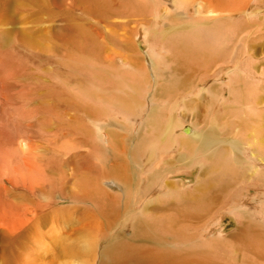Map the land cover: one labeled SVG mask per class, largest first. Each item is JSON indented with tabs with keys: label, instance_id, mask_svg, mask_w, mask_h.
I'll return each instance as SVG.
<instances>
[{
	"label": "bare ground",
	"instance_id": "bare-ground-1",
	"mask_svg": "<svg viewBox=\"0 0 264 264\" xmlns=\"http://www.w3.org/2000/svg\"><path fill=\"white\" fill-rule=\"evenodd\" d=\"M64 2L92 18L87 34L82 24L67 35L92 64L102 62L104 87L42 82L29 61L39 42L22 31V0H0V264H264V190H229L250 180L264 187V129L253 122L263 119L262 93L244 94L264 83L263 68L250 76L248 54L264 51L263 0ZM242 18H254V28ZM217 105L227 125L215 121ZM185 107L196 113L189 124L176 112ZM33 138L52 146L58 163L36 161ZM196 164L193 191L168 186L166 176ZM157 195L170 201L149 205ZM225 214L236 221L229 232Z\"/></svg>",
	"mask_w": 264,
	"mask_h": 264
},
{
	"label": "rangeland",
	"instance_id": "rangeland-1",
	"mask_svg": "<svg viewBox=\"0 0 264 264\" xmlns=\"http://www.w3.org/2000/svg\"><path fill=\"white\" fill-rule=\"evenodd\" d=\"M263 3H264V0H263ZM22 4H23V6H22V15H21V18H20L22 31H23V33L26 36L32 37V38H34L36 40V42H39V44H38V47H39V49H38V52H39L38 53V57L37 58H33L32 55L31 56L29 55L31 60H29V58H28V60L31 62V64H33V66L37 67V74L39 75L38 78L41 81L43 79L46 82L49 80L48 83H51L50 85H53V87L56 88L57 90H59V87L58 86L55 87L54 86L55 84L56 85H60L61 84L63 86L65 84L67 86L68 85L71 86L73 84L74 85L75 84H80V86H82V87H85L86 85H92V86H99V85L102 86L103 85V87H104V85H105V78H104V76L102 74L103 72L101 70L102 62L100 60H98L97 62H98L99 65L98 64L94 65V63H96V62H94L92 64V62L89 61V56L92 55L90 53V51L87 50V52H86V50H85L86 48H84V47H81L82 50H80L76 45H73V42L72 41H69L70 38H68V35H67L68 26L69 25H72V33H73V35L78 34V33L79 34H81V33L82 34L83 33H86L87 34L88 31H89V28L87 29V27H86V26H88V22L85 21V20H88L90 22L89 19H92V18L90 16H87L84 12L81 11V9H82L81 8V5L75 4L73 6V8H72V7L67 6V4H65L64 0H22ZM9 13H10V16H11V27H12V29H15L16 26H17L18 17H17V10L14 8L13 5L10 6ZM147 15H148L147 16V20L149 22V19H148L149 18V14H147ZM259 15H261V17H263L264 12H260ZM244 19H246V18H244ZM251 19H254V18H250V19L247 18L246 19L248 21L247 22L248 24H246V22H244L245 20L244 21L242 20V21H243V23H244L245 26H247L248 28H251L252 27L251 29H253L254 27L251 26L250 25V22H249ZM152 20H153V16L151 15L150 21H152ZM78 21L80 23H78ZM76 22H77V24H76ZM252 22H251V24L253 25L255 23V21L253 23ZM82 24L86 28L83 27ZM78 25H80L81 28L83 27L82 30H81L83 32L78 31V29H79L78 28L79 27ZM249 25H250V27H249ZM84 29H85V31H84ZM136 36L137 35L133 36V39L135 41V38H136V41L135 42L138 43V46H139L138 47V55L140 56V53H141V51H143L145 49V46H144L143 43H141L140 39L137 40V37ZM129 40H130V38H129ZM248 41H250L249 38H248ZM263 41H264V39H263ZM40 43H42V44H40ZM74 46H75V48H74ZM111 46H113V48L115 47V49L118 50V51H120L121 49H124L123 45H121L118 41H113L111 43ZM76 47L79 50H77ZM120 47H121V49H120ZM79 51H80V53H79ZM69 52H71V53L69 54ZM261 52L264 54V51H261ZM261 52L258 51V53L255 52V54H252L253 52L248 51V54L251 55V56H249L246 53V55L249 56V58L251 57L250 59L252 60V61L249 60V61H251V63H249V67L252 68V70L254 69L252 71V73H251V69H249V67L247 66L248 63L245 64L247 66L246 71L247 72L250 71L248 74L251 73L252 75L250 74V76H253L254 75L252 78H256L257 75L258 76L260 75L258 73L259 71L261 72V70H262L260 68H263L264 69V66H263V64H264V55ZM256 53H257L258 57H257ZM63 55L64 56L65 55L66 56H69V58L66 57V56L64 57ZM253 55L256 56V57L253 58ZM259 56L262 57L261 60H263V64H261L262 67L260 65H257L261 61L260 58H259ZM255 58H257L256 61H254ZM258 58H259V60H258ZM79 59H81V60H79ZM243 59L244 60H242V61L249 62V61H246V60H248V57H246L245 54H244ZM62 60H64L65 63H63ZM66 61H68V62H66ZM253 61H254V64H252ZM77 63H78V65H76ZM115 63H116L117 66L122 67L121 62H120V60H119L118 57L115 58ZM225 63H227V62H225ZM260 63H262V61ZM228 64H230V63L228 62ZM64 65H66V66H64ZM253 65H255L256 67L253 66ZM253 67H255L256 69L253 68ZM94 68L96 70L95 72L92 71V70H94ZM99 68H100V70H99ZM73 69H74V71H73ZM119 70L122 73H128L123 68H119ZM257 70H259V71H257ZM254 71H257V72L253 73ZM262 71L264 72V70H262ZM64 74H66V75H64ZM66 76H67V78H66ZM126 76H128V74ZM55 77L57 78V80H56ZM60 77H64V78H60ZM52 80H54V81H52ZM41 81H40V83H41ZM78 81H82V83L81 82L76 83ZM261 81H263V80H261ZM42 82H44V81H42ZM253 83H256V84H253ZM253 83H252L253 85H251V86H247V87L245 86L246 88L249 89L247 91L246 90L244 91V92H247V93H244L245 96H246V94L251 95V96L252 95L253 96L254 95H257L258 94L257 91L259 92V94L262 93L261 95H263L264 94V83L263 84H261L262 82L261 83L259 82V84H257L258 82H253ZM42 84L43 85H46V86H49L46 83H42ZM250 84L251 83L249 82L248 85H250ZM66 85H65V87H63V89H65V90L67 89V86ZM249 87L255 88L256 92L253 91L254 90L253 88H249ZM257 88H258V90H257ZM251 89H252L253 92H250ZM259 89H260V91H259ZM43 91H47V89H43ZM254 92L257 93V94H254ZM250 93H252V94H250ZM121 95H123V93ZM230 95L231 94H230V91L228 89H226L224 91V93H223V97H224L225 100L229 99L230 98ZM261 95H259V96H261ZM251 96H250V98L253 97V96L252 97ZM259 96H258L257 100H259V99L262 100V102H260V104L262 103L263 107L260 104H257V106L259 105V110L260 111H263L264 110V103H263L264 100L261 99V98H264V95L261 98ZM247 97L248 96H246V98ZM175 98L176 97L170 98V99H168V101H173ZM194 98H196V97H193V99ZM250 98H247V99L249 100ZM250 102H252V101H250ZM180 109H178L179 111L178 110L176 111V112H178L177 115L181 118V120L184 119V122L186 121L185 123H188L189 124L190 122H192L195 119L196 113L194 111V107H192V108H188V107L186 108L185 107L184 108L185 109V112H184V109L183 108H180ZM164 112H167V111L165 110ZM203 112L204 111L201 110V113H203ZM212 114L214 115L216 122H223L224 125H227V121L229 119L228 118V112L225 111V110H223V108L221 107V105H217L216 108H215V111L212 112ZM261 114L264 115V112H260V119H262V118L263 119L262 120H259L258 117H256L257 121L254 120L253 122L255 123V125L257 124L256 126L261 127L262 129H264V127H263L264 126V124H263L264 123L263 122L264 117H262ZM103 115L101 114V116L104 117V119H106V116H105L106 113L103 114ZM211 117H212V115L209 114L207 116V118H205L206 123L210 122ZM115 119L118 122H122L123 123L120 115H116L115 116ZM235 119L236 118H234V121L236 122L237 126L238 125L239 126L241 125V127H243V129L248 128V127H245L244 128L245 125L242 124L241 122H239L237 119L236 120ZM82 120H84V119H82ZM253 122H252V125H254ZM229 124H230L229 129L227 127H224V125H223L222 128H220V130H224L225 128H227L228 133H230V128L231 127H233L232 128L233 130L236 129V127H235L236 124L235 125H233L232 123H229ZM90 128H91V125L89 124L88 120L86 119L84 121V129H90ZM187 128H188V126H187ZM249 130H250V128L248 130L246 129V131H249ZM251 132L252 131H249V132H247V134L248 133H251ZM231 134H233V133L231 132ZM34 139H37V140H34ZM33 140L32 141L33 142H36V143L34 144L35 148L34 149L31 148V150H34V151H31V152L34 154V155L33 154L32 155H33V157L35 158L36 161H41V162H44V163H49L50 160L52 159V162L54 164L55 163H58L59 157L55 153H53L54 150H53V147L52 146H49L45 142H42L43 140L40 139V138H33ZM123 141L125 142V140H123ZM34 146H32V147H34ZM45 148H49V149H45ZM170 149H171L170 150L171 151L170 152L171 155H174L173 147H170ZM48 150L51 153L48 152ZM51 154H52V156H51ZM37 155H38V157H37ZM50 156H51V158H50ZM52 157H54V158H52ZM257 163H259V162H257ZM258 165H260V163ZM261 165H262V167H264V163H262ZM198 167H199V165L196 164L187 173L181 172V173H178V174L168 175L164 179L165 180L166 179L167 180L171 179L172 181H174L173 183H172V181L171 182L170 181H166V182H170V183H167V184H170L168 186L169 187H172V188L175 187V189L178 190L179 192L180 191H183V192L193 191L194 190V187H196L195 185H197V183H198V182L196 183V178H197V175L196 174H199L200 173ZM247 172L250 173V171H247ZM173 178H175V179H173ZM179 182H180V185L177 187V183H179ZM244 183L241 184V185H239V186H237L238 188L234 187V189L233 188L232 189H229V190H231L230 193L231 194L240 195V194H245L247 190H249L250 192H254V190H264V187H256V182H254V180L248 181L249 185H248V183H245V184ZM173 184H175V185H173ZM246 184L248 186H246ZM193 185H194V187L192 188ZM162 190L163 189H160V191H162ZM244 190H245V192H243ZM56 194H57L56 192L53 194V199L56 201V204H58L59 202L60 203L63 202V200H60L58 197H56L57 196ZM157 196H158V198H157L158 201L157 200L151 201V203H149V205L151 204V205H157V206H160L161 205L162 206L164 203L166 204L167 202L170 201L169 198L166 197V196H164V195H157ZM230 198L231 197L227 198L228 201H229ZM221 224H222V228H223L222 231L229 232V231H231L235 227L236 221H235V219L231 215L225 214V215H223L221 217Z\"/></svg>",
	"mask_w": 264,
	"mask_h": 264
},
{
	"label": "water",
	"instance_id": "water-1",
	"mask_svg": "<svg viewBox=\"0 0 264 264\" xmlns=\"http://www.w3.org/2000/svg\"><path fill=\"white\" fill-rule=\"evenodd\" d=\"M167 1H169V0H167ZM185 130H187V126H185Z\"/></svg>",
	"mask_w": 264,
	"mask_h": 264
}]
</instances>
